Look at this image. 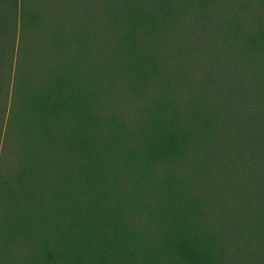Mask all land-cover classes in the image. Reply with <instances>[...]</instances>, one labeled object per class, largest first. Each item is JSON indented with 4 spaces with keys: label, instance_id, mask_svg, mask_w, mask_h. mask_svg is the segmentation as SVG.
<instances>
[{
    "label": "trees",
    "instance_id": "obj_1",
    "mask_svg": "<svg viewBox=\"0 0 264 264\" xmlns=\"http://www.w3.org/2000/svg\"><path fill=\"white\" fill-rule=\"evenodd\" d=\"M75 1L0 0V264H220L219 182L264 264V0H106L100 68L88 30L69 34L78 56L58 50ZM113 166L135 211L93 181Z\"/></svg>",
    "mask_w": 264,
    "mask_h": 264
},
{
    "label": "rangeland",
    "instance_id": "obj_2",
    "mask_svg": "<svg viewBox=\"0 0 264 264\" xmlns=\"http://www.w3.org/2000/svg\"><path fill=\"white\" fill-rule=\"evenodd\" d=\"M82 4V5H79ZM106 3V0H82V2H79V0H76L73 2V5L68 7V11L64 12V15L68 16V25H70L72 28L67 29V31H63L64 34V40L69 42L71 39H69V34L73 33L80 29L83 30L85 29L86 31L88 30L91 35H94L95 38L92 40V44H95V49H92L93 51H90L89 55L90 57L97 58L96 62L91 63V66L93 68H100V65H104L105 67L109 65L110 61L108 60V56L111 50V47L113 45V38L110 36V30L106 26V24L103 22V14L102 10H98L100 4ZM59 4H55L54 7L59 9ZM96 6L97 9L94 11V7ZM63 7V6H62ZM89 10V13H88ZM59 13L60 10H59ZM93 13V15H91ZM88 18V22H87ZM90 19V21H89ZM94 19V22H93ZM73 25V26H72ZM74 25H77L76 28ZM71 31V32H69ZM68 38V40H67ZM71 38V37H70ZM64 41V42H65ZM59 51H62L63 55L67 54H72L78 56L79 52H82L79 47L78 43L72 39V42L70 41L67 43L63 49L58 48ZM64 52V53H63ZM91 59V60H92ZM91 60H88L91 61ZM36 61V60H35ZM14 64H15V57L13 56L12 58V64H11V69H14ZM90 64V63H88ZM97 70V69H95ZM193 70V69H190ZM114 75L117 76L115 86H116V91L119 95L122 97L120 98L121 100L118 99V103L120 107L124 105H130L129 103H135V100L132 97H129L126 95V89L122 85L121 80L118 79V72H113ZM128 101V103H126ZM128 108V107H127ZM130 110V109H129ZM4 161H9L10 162V157L6 158ZM9 164V163H8ZM223 168V167H222ZM221 168V171L224 169ZM53 172L50 171L48 172L43 171L39 173L37 176V187L38 188H45L48 186V183L50 182H55L57 174L54 169V173L51 176L50 174ZM120 169L117 168L116 166H113L112 168L110 167H100L98 172L93 174V181L96 178V180L100 179L101 181L104 182V185L106 186L108 184V192L110 193V196L114 198V201L117 200H124L125 197L126 199L121 202V204L127 205L128 209L130 211H135L136 205L138 203V200L140 198L136 197V188H135V183H125L126 185H131L129 189H127V194L125 195V187H123L122 184L118 183L116 186H112V184H115L116 181H113V178H118L120 176ZM72 175V173L69 174V176L66 177V182L68 185H71L75 183V180ZM119 178L117 179V181ZM103 185V186H104ZM214 185V184H213ZM208 187V186H207ZM213 187H216L217 190H214L216 192V196L213 197V200L215 202V208L218 207L221 203L218 201L221 199V197L218 194H225L227 197L226 202V208H221V212L219 211V207L216 209V215H221L225 216L227 221L225 223V226H220L222 229V233H224V238L226 239V246L228 248V252L226 255L225 260L220 263V264H263V260L260 258L262 257L260 255L259 250L250 243V240H248V237L245 235L242 237L240 233V221H245V220H250L251 214H245L243 207H238L236 205L237 201L231 200L229 197H236V194H231V192L234 190L233 185L231 183H228V186H225L224 183H220L217 185H214ZM113 188V189H112ZM211 189V188H210ZM112 191L115 193L113 194ZM209 190L205 187L202 186H197L196 189L194 188V193H205L208 192ZM210 192V191H209ZM211 193V192H210ZM208 194V193H207ZM209 195H213L212 193ZM206 197V195L204 196ZM150 200V198H148ZM214 213V211H213ZM248 215V216H247ZM131 223L130 225L132 227L136 228H141V227H146V221H147V216L145 215H137L132 217V220H130Z\"/></svg>",
    "mask_w": 264,
    "mask_h": 264
}]
</instances>
